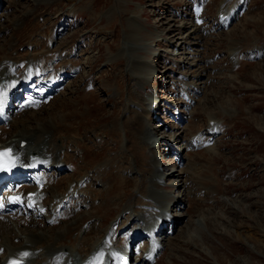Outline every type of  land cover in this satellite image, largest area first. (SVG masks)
I'll use <instances>...</instances> for the list:
<instances>
[{"label":"rangeland","instance_id":"rangeland-1","mask_svg":"<svg viewBox=\"0 0 264 264\" xmlns=\"http://www.w3.org/2000/svg\"><path fill=\"white\" fill-rule=\"evenodd\" d=\"M5 1L7 3L5 4V10L9 7L11 8L10 14L9 9L6 11V15H10V19L12 20L11 25L15 17L24 15L25 18L27 12L29 16H27L28 19L25 25L28 26L24 31H20V28H15L13 31L14 34L12 35V33H10L12 30L11 26L8 31L5 30L7 36L4 38L0 37V55H8L12 59H16L17 55L22 54V59H24L28 54L27 51L25 54L14 53V50L13 52L7 53L6 51H8V47L13 46V48H16L20 45H24L23 43L25 41L27 42V39L31 38L36 32V28H39L37 29L38 34H40L39 32L45 27L48 28V31L45 34L49 35L52 29L61 28L59 23V21H61L65 24V26H67L64 28L69 32V34H67L68 32L62 34L68 35L62 42L69 46L71 43H74V40H77L75 43L77 47L79 44V49L81 50L79 54L82 52L84 53L80 59V63L85 70V76L91 72L90 76L94 79V81L97 79L96 76L99 77L97 79L98 89L96 94L93 92H84V94L83 92H79L78 86L80 81L75 83V86L73 85V82V88H70L69 91H65L66 93H63L62 97L58 98L59 100H55V102L49 104V106H47L48 108L46 107L47 109L45 110V113H37L31 116L28 114V116L24 119V123L31 120V125H36L35 123L37 122L47 121V123L51 125V131H48V133H39L38 138L45 137L51 133L52 136L49 141L53 142L52 147L56 142L58 143V141L61 142L59 146L63 143V145L59 147L60 152L64 150L66 146L64 143H66L67 139H69L68 141H73V138H79V140L74 141H82L81 138H85V136L89 137V141H91L89 144L91 145L92 150L88 144V149L86 151L73 150L75 152V156L77 152H80L81 156L85 158V160L82 159L80 162L77 158L76 160L82 171H84L83 168L88 165L86 172L89 173L92 166V161L90 160L92 159L91 156L94 158L95 165L100 159V156L105 158L107 151H105L104 148L110 147L113 144L111 141V134L113 132L111 130L116 128L115 124L119 121L117 116L121 117L122 112L126 110V106H123V104L121 105L122 100H124L126 96L129 97V93H121V91L124 90V86H126L124 84L125 77L124 81L120 79L118 80L119 84L116 81L118 79H116L119 70L118 66H120L124 61V59L119 58L120 52L118 53L117 51L120 48V44L124 43L126 47L130 44V42L126 39L129 36L128 32H131L130 27L138 26L134 24V18L138 19L139 24L141 21L143 23L142 26L144 27H146L145 24L147 20L149 24L158 26L157 28L153 27L150 30L146 28L149 32L148 35H151V38L153 37L155 39H160L155 36V34H164L167 29L173 28V26H178L180 23L174 21V23L171 22L167 17V14L166 17H164L161 8L163 9V6L167 7L168 4L175 6L174 3L179 4V0ZM255 2L257 3L255 4L257 7H255L258 13H255L252 17L250 16L251 18H244L243 21L245 22L241 21L242 24L234 26L232 28V32L229 31L230 35L221 36L219 40L213 41V45H209L208 48L215 49L218 46V48L222 50L220 54H223L226 49H228L227 44H230L233 39H237L235 38L236 36L239 37L244 34L249 36V34L252 33V36L250 37H254V33H256V35H260V33L264 32V6H262L264 4V0H255ZM258 7H261L262 10L259 11ZM125 10L131 11L127 17L125 14H121ZM157 15L163 18L161 20L162 23L164 22L163 25L161 22L157 24L155 23V21H157L155 17L158 18ZM24 18L21 20L26 21ZM118 19H122L120 23L116 21ZM3 20L5 21L6 18ZM36 22L41 24V26L38 27ZM73 24L82 29L73 34L76 29L69 31L70 26ZM16 30L18 31L17 33L15 32ZM245 31L247 33H244ZM70 35L72 36V39H69ZM151 38H144V42L140 41L135 44L140 50L141 46H150L155 48L154 52L159 55V51L157 50L158 48L155 47V42L153 38ZM32 40L35 41L34 36L32 37ZM59 41L60 39H58L56 44L52 46L53 50L60 48L59 46H61L62 42L59 44ZM218 43L220 44L218 45ZM249 43H252V40H250ZM25 49L23 48V51H25ZM129 49V51L124 50V53L122 51L121 54H127V58L131 57L132 47L130 46ZM109 51L111 53H109ZM53 52L56 54L61 53V51ZM110 55L111 58L109 57ZM134 56H136L134 59L137 61H140L139 57L141 56L143 58L150 57L147 54L138 57L137 54H134ZM217 61L218 59L215 62ZM127 66L128 64H126V68ZM238 66L239 65H237V68L235 69H239ZM249 66L247 68L245 66V72H241L243 73L242 75H244L243 77L238 75L235 76L238 71L240 72V69L234 71L235 69H233V65L230 66L228 59L226 58L225 61L217 67L219 72V76L217 78L219 79L221 86H217L215 84L217 88L214 89L213 84L208 85L211 87L210 90L213 92H210L211 95L215 97L214 102L217 101V103L215 102L216 110L213 111L221 114V116L226 115L227 119L229 118L228 120L224 118V121L229 124V127H231L230 129H226V134L232 137L233 142L229 140V143L226 144V150H228V153L224 154L222 152H217L216 150L214 152V149H212L214 152L213 155L216 156L213 160L209 157V162L207 161L208 157H202L201 153L195 155L196 152H193L189 153V156H186L188 160L196 159L195 162H199V164H195L192 175H190L192 172L188 171V178L190 179L188 197L190 198V195L192 194L191 192H194L195 195L193 196V199H198L201 203L199 206L193 205L192 210H190V213L187 214L188 216L183 218L182 223L179 225L181 227L177 231V235H174V237H172L169 241V250L165 252L166 259L159 264H264V59L258 64H251V67ZM246 70L248 72H246ZM99 71H102V73L100 74ZM104 73L108 75L105 76ZM81 75H83V73H81ZM130 75H132V73H130L129 76ZM205 75H208L207 70ZM123 76L124 74H121L122 78ZM83 78L84 80L86 79V77ZM133 80L134 79H131L129 83H133ZM137 83V81L134 82V92H136L135 89L137 88ZM116 84L121 90L119 91L120 98H117V100L120 101L118 103V108L114 103L115 98L111 96L112 92L109 89L113 88ZM72 85L70 87H72ZM167 86V90H172V84L169 83ZM127 89L129 88H126L124 91H127ZM207 91L208 90L205 92V98L202 102H200L199 106L201 108L211 104L213 101ZM84 95H86V97H84ZM225 95H228V97L223 98ZM217 96H219V98ZM96 98L98 99L97 101ZM105 100H109V102L105 103ZM125 101H127V99ZM141 103L142 100L137 102V104L133 103V107L127 110V112L131 111V113L125 121L121 122L124 123L127 133L125 134L124 149L119 151L114 157L117 159L115 164H112L115 168H117V162L119 161L117 156L121 155V153L123 154L125 148L130 145V143H128V135L130 133L129 130L138 129L139 122L143 120L142 116L137 113V106ZM105 104H107L106 107ZM113 105L117 108L118 112L116 110H112ZM86 106L90 108V110H85ZM213 108L214 104L211 109ZM93 109H96L98 112L96 110L93 111ZM161 110H163V108H161ZM197 110H199V108L192 111L193 114L190 115L188 120L189 123L194 122L193 118L196 116V113L200 114ZM219 114L213 116V118H218ZM210 115L211 113H207V116ZM148 116H145L147 120L149 118ZM67 117L69 118L67 119ZM198 118H196V122L198 121ZM203 119H207L205 115ZM53 121L56 122V125H53ZM152 123L156 125V122H153V120ZM59 126H62L60 139H58L57 135L59 133ZM198 126L201 127V125H197L194 122V126L191 131L196 132ZM55 128L57 131H54ZM120 133L122 136L120 135L119 137L118 145H120L123 140V133ZM69 134H71L70 138L68 137ZM114 134H116L117 138V133L115 132ZM188 134L190 135V133ZM189 135L186 136L189 137ZM115 140L116 139L114 138V142ZM69 151L70 150H68V153ZM52 153H56V151H52ZM108 153L110 152L108 151ZM113 155L114 153L110 154V156ZM130 156H127L128 165L130 161L133 163L132 157ZM95 158L97 159L95 160ZM104 158L99 160V165H102L101 162ZM120 158L122 159V157ZM133 165L135 168L133 167L130 169L128 167L126 171L123 170L121 173L122 176L123 173H131L132 176L137 177L135 171L137 172L139 170L137 169L138 165L137 163H133ZM172 167L175 169V165ZM199 168L202 171H200ZM235 168H237L236 172L238 174L236 176L232 172V169ZM117 171L120 172V170ZM207 172H210L212 175L208 174L211 180H214L217 174L216 177H218L221 184H219V187L215 185L213 186L214 191L211 197L208 193H205V196L201 197L197 190L192 191V185L199 184L202 187L205 186L206 182L203 179L201 180V178H204ZM83 173H85V171ZM69 174L70 168H67V171L60 174L58 177L65 178ZM92 176L94 177L93 179H95L92 180L93 182H100L102 179V177H97V175ZM69 180H71V177L64 179V185H62L63 188L66 183V187L70 186L71 182H68ZM129 180H131L129 181L130 183L115 192V194L117 193V196L120 197L116 199L118 201L121 198L124 199L123 203L132 198L129 196L131 188H134L133 190H136L140 196L138 190L142 188V182L139 184V178L138 182L132 178ZM115 183L116 181H114V184ZM211 184H207V187L209 188ZM113 188L116 189L114 186ZM109 189L110 188H108V190ZM204 190H206V188H204ZM218 194L222 195L217 197ZM139 199V197L136 198V203ZM99 203L101 204L100 201ZM184 204H187V200H184ZM103 206H105V204ZM116 206L117 210H114ZM112 208V210L111 208L109 209L108 213L111 212L109 215L105 212V208H103L104 211L101 212V217L104 219L113 218L119 212L120 205H116L115 203ZM37 233L39 232L37 231ZM71 236V239L75 238H72ZM94 237H97V235L92 236L90 241H92ZM58 240L59 238L54 241ZM68 240L69 239H67V241ZM42 244L46 246L45 242H42ZM54 247L57 248L55 245L53 248ZM40 252L41 250H38L34 255L39 256L38 254ZM42 252L44 253L45 250L43 249Z\"/></svg>","mask_w":264,"mask_h":264},{"label":"bare ground","instance_id":"bare-ground-1","mask_svg":"<svg viewBox=\"0 0 264 264\" xmlns=\"http://www.w3.org/2000/svg\"><path fill=\"white\" fill-rule=\"evenodd\" d=\"M223 5L224 4H221V8H224ZM129 13H131V11H126L125 10L121 14L122 15L125 14V16L127 17V15ZM108 15H110V14H108ZM21 17H24V15L21 16ZM155 18L157 19V21H155L156 24L161 21V19H158L157 17H155ZM244 18H246V17H244ZM25 19L26 20L28 19L27 16L25 17ZM121 20L118 19L116 21L118 23H120ZM148 27L151 28V25L148 24ZM186 27H187V25L184 24V25L179 26L178 28H176V30H179L180 33H182L183 31L184 32L186 31L187 32L186 33L187 36L185 37V39L192 40L190 43L192 45H194V46L195 45L198 46V48H199L200 42L202 41V38L200 36H198L197 32H201L200 28L195 27L194 25H191V26L188 27V31H187V30H185ZM130 29H131V32L130 33L128 32L129 36L127 37V39L131 41L132 46L131 45L130 46L132 47V53H131V57H129L130 59H128L124 63H121V66H120L121 69H120L119 73L120 72H124V74L126 75L131 70L132 75H130V76H131V79H134V80H133V83H128V85L126 87L129 88V89H127V91H124V93H129V97H126L127 101L126 102H124V101L121 102V105L126 103V110H124L122 112L123 116H121V117L117 116V118H119V121H118V123L115 124L116 128L111 130L113 132L112 133L113 136H116V134H114L115 132L117 133L118 136L121 135L120 132L123 133V138H124L123 141H122L123 145L125 144V134L127 132H126V128L124 126V123H121V122L125 121L126 118L128 117V115L131 113V111L127 112V110L130 109L131 107H133V103L137 104V102H139L141 100L140 98H138V96L136 94L138 92L139 88L137 87L138 89L137 88L135 89L136 92L133 91L134 88H135L134 82H136V81L138 82V76L135 75L136 73L132 69V66L134 68H136V63L133 62V59H132L133 55L132 54H135L138 51V48H136L134 46V43H136L137 41L134 40L135 39V35L133 33H135L138 36L139 40L142 39L143 37H145V35H142L140 31H136L137 28L135 26L130 27ZM133 31H135V32H133ZM15 32H18V31L16 30ZM230 32H231V30H230ZM230 32H229V34H230ZM170 33H172V32L169 30L167 34H170ZM254 35L256 36V33H254ZM173 38H171V39H173ZM235 38H237V36ZM179 40H182V38H178L177 40L172 41L170 43V45H168V46L175 47V46L182 45V43H179V44L177 43V42H180ZM239 44H243V43H239ZM27 45L30 46L31 42H28ZM121 46H122L123 50L126 49L125 51H129L130 50L129 49L130 46L125 47L122 44L120 45V47ZM201 46H202V44H201ZM230 47H232V46H230ZM123 50L121 48H119V52H120L119 58H125L126 59L127 58V54H121V52ZM144 50L147 52V49H144ZM109 53H111V52L109 51ZM123 53H124V51H123ZM45 54L47 56L48 54L49 55H51V54L54 55L56 53L53 52V51H50V50H46ZM38 55L39 54H36V53L35 54H30L28 56V58L30 60H32L33 62H35L37 57H38ZM46 56H45V58H46ZM138 56H140V55L138 54ZM198 56L199 55H195L194 58H197ZM4 57H7L8 59H10V61H14L16 63H18L21 60H23L22 59V54L17 55L16 59L15 58L12 59L8 55H5ZM139 58H142V56L139 57ZM196 60H197L196 71L199 72V74H197V76H196L197 80L194 83L197 82L199 84V86H202V89L204 91L205 90L209 91L211 89V87H209L208 85H210L209 81H210L211 76L209 74L205 75L206 70H207V63H205V61H203L202 59H196ZM201 62H204V64L201 63ZM126 64H128L127 68H126ZM137 64H138V61H137ZM1 66H2V63H0V68H1ZM140 66L141 65H139V68H140ZM246 67H248V65H246ZM249 67H251V64H250ZM243 72H245V71H243ZM246 72H248V71L246 70ZM203 74L205 75L204 76V80L199 79V77L202 76ZM242 74L243 73L239 72V73L235 74V76L238 75V76L243 77L244 75H242ZM120 77L121 76H119V78ZM144 78L149 80L150 76H148V74H147V75L144 76ZM23 83H25V81H22L21 85ZM137 85H138V83H137ZM84 97H86V95H84ZM152 97L153 96H151V98ZM211 99L214 100L213 97H211ZM202 100H200L198 102V106L200 105V102H202ZM213 103H215V102L213 101ZM147 106H148V104L143 105V102L140 105L137 106V110H138L137 113H138V115L142 116L143 120L139 122V124H138L139 128L138 129L129 130L130 133L128 135V143H130V145L125 148L123 154L121 153V155L117 156L118 159H119V161H118L119 163L117 162V168H115V172L114 171H110L111 176L108 178V181H111L112 185L116 189H114L113 186H112V190H109L106 193H103L104 191L102 189H99V190L95 189L94 187L96 185H94V183L92 181V180H95V179H93L94 177L92 175H95V176L97 175V177L98 176L102 177L100 182L97 181L98 183L104 182V180H105L104 176L100 173L98 168H94L93 169V167L91 166V169L89 170V173H90L89 174V173L86 172V168H87L88 165H86L83 168L85 173H83L84 171H82L81 167L79 166V164H78V162L76 160L75 152L73 150H84V151H86L88 149V146L92 150V147L89 144L91 142V141H89V137L85 136V138H81L82 141H74V140H79V138H73L72 139L73 141H68L69 139H67L66 143H64V144L68 145V144L72 143V145L70 147L72 149V155L68 156V162H66V164H68V166H70L71 170H72V173H71V175H72L71 178L72 179L68 181V182L72 183V189L69 190L66 194H64L65 192H61L60 196L57 195L55 197V200L53 199L54 201L53 200H49V201L45 202L46 204H48V203L51 204L52 201H53V207L52 208L50 207L49 211H48V214L46 216L42 217V219H44V217H45V219L43 221L42 220H38V218L34 219V217L22 218V217H16V216L15 217L14 216H9V217L0 218V264H3V263L9 264L10 262L17 263V264H22V263H20V260L24 256V254L20 253V251H24V250H26L27 252H33L34 253L35 250H39V249L43 250L44 249L45 252H52V250H55V249H53V246H54L53 242H54L55 239H58V238H59V241H57V242H58L59 246L67 247V246L71 245V246L74 247L77 244V242H78V235L80 234V232L82 230L83 231H82L81 236H80L82 241H81L80 244H81V247L82 246L83 247H82L81 251L82 252H88L90 250L88 246L91 244L90 240H91L92 236L97 235V237H102L101 224H103L104 221L101 220L99 222L100 225H96V224L92 225L91 222H92L93 218H95L96 215L101 216V212L104 211L103 208H105V212H107V213L109 212L110 208L112 210L113 209L112 206H114L115 203L117 205L116 198H120V197L117 196V193L115 194L116 190H118L120 188H123V186H125L128 183H130L129 181H131L128 178L122 176V174H121L123 170L126 171L128 169V167H129L128 162H127V156H130V155H131L130 157H132L133 163H135V164L137 163V165H138L137 169H139V170L137 172L135 171L136 176H137L136 178H139V184H140V182H142V188H140V190H138L139 194H140V196H139L140 199L137 202L138 206L149 205V203L145 202L144 197H147V195L150 194V196L155 198L154 200L157 203V205L160 206L162 203L163 204L165 203V209L167 210L165 214H167V213L171 214L173 212L176 213L175 215H172V218H169V217H164L163 218V221H164L165 224H167V225L171 224L173 226H179L182 223L183 218L188 216L187 214L190 213V210H192V206L193 205H195V206L198 205L199 206V204L201 202L198 199H193V196L195 195L194 192H191L192 194L190 195V198L188 197L189 196L188 192L190 190L189 189V187H190V181L189 180L190 179L188 178L189 177V173H186L187 171L183 170V172H182L181 170H179V168L172 169V170H167V168L169 167L170 161L165 163V162H163L162 159L160 161L161 162L160 166L158 167L157 166L158 164L156 165L155 155H157L156 154L157 152L159 153V156L161 155V152H160L159 148L161 146L162 147L167 146L166 145L167 142L166 143L164 142L165 141V138H164L165 133H163V135L161 137L154 138L155 136L158 135V133L160 132V129H162L163 126L161 127L159 125V126L152 127L151 125L147 124V122L152 123V119H151V114L152 113H151L150 109H147ZM171 106L175 107V106H177V104H171ZM206 107H207V105L204 108H206ZM198 108L200 110L199 111V113H200L202 111V108L200 106ZM198 108H196V109H198ZM87 109L90 110V108H88L86 106L85 110H87ZM95 110L96 109H93V111H95ZM208 113H210V112H208ZM28 114H30V116H31V115H33L35 113L29 112ZM192 114L193 113L191 112L190 115H192ZM190 115L187 118H190ZM145 116L149 117L148 120H147V118ZM196 116H198V113H196ZM196 116H194V118ZM219 116H221V114ZM209 117H212V118L211 119L208 118V120H219V118H217V117L213 118L212 115H210ZM25 118H26V116L20 118L19 120L14 121V125H13L14 128L9 133L7 132L8 136H7L6 139L0 141V143H1L0 146L11 144L13 142L16 143L18 140H27V141H29V140L33 139V141L35 142L36 145H39L41 143L40 140H43V139L51 140V136H52L51 133H49L45 137L38 138V136H39L38 134L39 133H48V131H51V125L49 123H47V121L37 122V123H35L36 125H31L30 124L31 120H28V121H26V123H24L25 122L24 121ZM68 118L69 117H67V119ZM194 118H193V120H194ZM225 119H227V118H225ZM188 120L189 119H187V124L185 125L186 128L180 129L179 130V134L178 135H174L175 136L174 141H176L177 139H181V137H182L181 135L184 136L185 133H186V135H189L188 133H190L189 136H192V135H195L197 132H199L202 129V127L198 126L196 132H192L191 130H192L193 126H194V122H190L189 123ZM53 123H54L53 125H56L55 121H53ZM217 123H218V121H217ZM54 127H56V126H54ZM158 127H159V129H157ZM61 130H62V126H59L58 127V132L59 133L57 134L58 135V139L61 138L60 137ZM149 130L152 132V139H149L147 137L148 135H146ZM54 131H57V129L55 128ZM70 136H71V134H69L68 137L70 138ZM64 137H66V136H64ZM54 138H56V137H54ZM131 141H132V145H131ZM49 142L50 141H48L47 144ZM150 143H151V145H150ZM162 143H164V144H162ZM87 144H88V146H87ZM62 145H63V143L60 146H62ZM115 146H116V144L114 142V150H115ZM203 146H205V142L203 143ZM124 147H125V145H124ZM42 149L48 150V148L46 146H43ZM194 152H196L195 155H197L198 153H201L202 157H204V156L208 157V159H207L208 162H209V157H211L212 160H213V158L216 156V155L215 156L213 155L215 151L213 152L212 148L207 149V148L202 147L201 149L194 150ZM106 154L107 155L102 160L101 164L104 165V164H106V162H107V164L108 163H112V162H113L112 164H115V161L117 159L114 158V157L110 158L108 151H107ZM90 155H91V151H90ZM104 155H105V153H104ZM186 156H189V154L186 155ZM186 156L184 158V160L187 161L186 167L190 168V171L192 172L190 175H192L194 167H195V164H199V162L198 161L195 162L196 159L188 160L186 158ZM81 157H82L83 160H85V158H83V156H81ZM120 157H122V159ZM91 158L92 159H90V160L92 161V165H95L93 156H91ZM123 158H125V159H123ZM96 159L97 158H95V160ZM171 162H172V158H171ZM40 163L44 167L45 166L46 167L47 166L50 167V166L53 165V164H48V160H46V159H43L42 161L40 160ZM55 164L59 165V167H61L62 169L64 167L63 164L58 162V161L55 162ZM85 164H86V161H85ZM96 165H99V164H96ZM172 166H174V165H172ZM110 168L113 169L112 167H110ZM117 170H120V172L117 171ZM158 170H161V171H164V172L166 170V172H165L166 174H163V175H166L164 177H166V180H169V182H168L169 186L168 187L165 188L164 186H162L159 183V181H156L155 174L157 175ZM199 170H200V168H199ZM200 171H202V170H200ZM135 173H134V175H135ZM184 173H186V174H184ZM208 174L211 175L210 172L209 173L207 172L205 177L201 178V180L202 179L205 180V182H206L205 186L202 187L199 184H193L192 185L193 186L192 187V191H196L197 190L198 194L201 197L205 196V193H208L210 195V197H211V195H212V193L214 191L213 190V186L215 185V186L219 187L220 186L219 184H221V182L218 180V177H216L217 174H216V176L214 178L215 181L211 180L210 177L208 176ZM205 178L209 179V180H206ZM88 180L90 181V183L88 182ZM114 181H116L115 184H114ZM57 182L58 181L51 180V182H50L51 185L47 186V189H43V192L45 194H50V195L53 196L54 187L57 185ZM137 182H138V180H137ZM60 183H64V180L60 181ZM211 183H213V184H211ZM207 184L208 185L211 184V186L208 188ZM204 188H206V190H204ZM75 189H77V194L78 195H82L83 204L87 208L86 209V215L85 216H81V217H76L74 220L69 221V222L67 221L68 223L66 222L60 228V226H59L60 225V219H58V217H56L55 215H52L50 212H51V210H55L56 209L57 204L58 205L62 204V200H64V198H67L69 196L70 197L73 196ZM119 191H117V192H119ZM160 191H166V192L164 193V195H162V194H160ZM220 195H222V194H218L217 197L220 196ZM101 196L105 197V201H104V203L102 205L101 204L98 205L95 202H96V200L100 201V197ZM184 200H187V204H184ZM222 200H225V199H222ZM104 204H105V206H103ZM116 208H117V206L115 207L114 210H117ZM178 209L181 211V214L177 213ZM135 212H137V211L133 212L134 216H133L132 219H134L137 216L135 214ZM71 213H73V210L72 211H65L64 212V216L67 217ZM110 213H108V215ZM113 214H114V212H113ZM64 216L62 217L63 221L65 220ZM149 217L150 216H148L147 218H144L143 220L145 222H147ZM7 218H10L11 221L14 223V224H12V226L7 222L8 221ZM47 220L52 221V223H51V225L48 228L47 227L45 228V223H46ZM84 221L87 222V224L82 226V227H80V224L82 222H84ZM122 224L124 225L125 222H123ZM163 227L158 229L159 232H161L163 230ZM37 231L39 233H37ZM73 233H76L77 236H76V238L71 239L70 236L73 235ZM94 238H96V237H94ZM67 239H69V240L67 241ZM169 241L166 244V251L169 250V244H170ZM42 242H45L46 246H44V244H42ZM33 264H54V260L53 259H51V260L43 259L42 261H37V262H34Z\"/></svg>","mask_w":264,"mask_h":264}]
</instances>
